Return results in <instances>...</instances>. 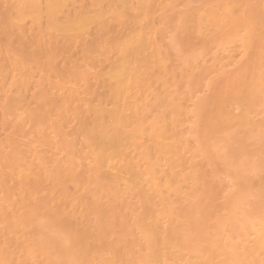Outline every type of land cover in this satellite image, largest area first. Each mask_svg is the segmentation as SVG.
<instances>
[{"label":"bare ground","instance_id":"bare-ground-1","mask_svg":"<svg viewBox=\"0 0 264 264\" xmlns=\"http://www.w3.org/2000/svg\"><path fill=\"white\" fill-rule=\"evenodd\" d=\"M4 1L0 264H264V0Z\"/></svg>","mask_w":264,"mask_h":264},{"label":"rangeland","instance_id":"rangeland-1","mask_svg":"<svg viewBox=\"0 0 264 264\" xmlns=\"http://www.w3.org/2000/svg\"><path fill=\"white\" fill-rule=\"evenodd\" d=\"M2 1V0H1ZM75 2L74 3H77V4H79L80 3V5H79V7L78 6H76V4H74V5H72L73 7L75 6L76 8H77V12L79 11H81V12H84L85 10H87V8L85 9V3H86V5H87V3H89V0H87L86 2L84 1V0H80L81 2L83 1V3L82 4H84L83 6H82V4H81V2L79 1H76V0H74ZM107 1H111L113 4H114V2L112 1V0H102V1H100L101 2V5H102V3H103V5L102 6H105V3L107 2ZM3 2H5L4 0L2 1V3ZM85 2V3H84ZM111 2H108V3H111ZM1 3V2H0ZM0 4V6L2 5V6H4V4H6V3H4V4ZM99 3V2H98ZM98 3H96L95 4V6L93 7V10H95V7H100V4H98ZM112 3L110 4V5H112ZM72 4V3H71ZM71 4L69 5V6H71ZM107 4V3H106ZM116 4V3H115ZM191 4V5H190ZM190 4H188L189 6H192V4H193V6H195L196 7V5L198 6V2H194V3H190ZM99 5V6H98ZM188 5H186L187 7H188ZM68 6V7H69ZM182 6H185V5H183L182 4ZM182 6H179V7H177V9H179L181 12L185 9L186 10V6L185 7H182ZM68 7H67V9H68ZM74 7V8H75ZM84 7V8H83ZM92 7H90V8H92ZM112 7H114V5H112ZM1 9H0V30H2V32L0 31V51H3L4 50V47H5V50H4V52L2 53V52H0V60L1 61H3V60H6L7 58H5L6 56L9 58H12V57H14L13 59H20V58H22V59H24V58H26L29 54H35V67H36V70H38V75H37V77L39 76V74H41V69H42V67H43V64H44V61H45V56H44V54H45V51L43 50V49H45L44 47H46V49H49V50H51L52 51V45L54 44V46H55V43H57V47L58 46H64V45H66L67 43H68V40L66 41V39H64L63 40V42L61 41V43H59L60 41H58V39L56 38L57 36H56V34L54 35V34H52V36H51V34H48V33H45L46 32V30L44 31V29L41 27L40 29H37V30H35V36L39 39V40H41V41H45V40H47V39H54V37L56 38V40L54 39V41H52L51 42V44L52 45H50L51 47H48V46H43V45H37V46H40V49L39 50H37L38 49V47L36 46V48L35 47H33L34 48V50H33V48H31L29 45H28V39H30V41H31V38L30 37H32V35H34L33 33H34V31H33V33H29V31H27L26 29V27H27V25H25V23L23 24L22 22V25H21V23L20 22H16V21H14L15 23V26H16V23H17V30H18V32H19V34L17 33V34H15V31H14V33L12 34V37L10 38V37H7L6 36V38L7 39H9V40H6L5 39V35H4V33H3V29H5L6 28V26H11L13 23L12 22H9V21H11L10 19H13V18H11V16L12 17H14V14L13 13H15V12H13V10L11 9V7L7 4V8H5V7H0ZM10 8V9H9ZM73 8V9H74ZM75 8V9H76ZM9 9V10H8ZM66 9V10H67ZM69 9H70V7H69ZM74 9V12L75 13H77L76 12V10ZM81 9V10H80ZM97 9V8H96ZM176 9V10H177ZM193 9V7L191 8H189V11H186V12H190L191 10ZM71 10V9H70ZM91 10V9H90ZM179 10H177L178 12H180ZM68 11V10H67ZM73 11V10H72ZM72 11H70L71 12V14L72 13H74V12H72ZM67 14V13H66ZM70 14V17L68 16V18H72V16L74 15H71ZM67 16L65 15V17L64 18H67ZM6 17H8V18H6ZM63 18V19H64ZM67 18V19H68ZM6 19H7V21H6ZM9 20V21H8ZM14 20V19H13ZM69 21V20H68ZM65 22H66V19H65ZM10 23V24H9ZM12 23V24H11ZM47 22H46V17H43L42 18V26L43 27H45V29H47V25H45ZM13 24V25H14ZM19 24V25H18ZM25 25V26H24ZM3 26V27H2ZM1 28H3V29H1ZM8 28V27H7ZM6 28V29H7ZM15 28V27H14ZM16 29V28H15ZM16 30V31H17ZM23 32V33H22ZM25 33V34H24ZM55 33V32H54ZM26 35V36H24L23 37V35ZM85 34H87V32L85 33ZM89 34V33H88ZM10 35V34H9ZM90 35V34H89ZM89 35H85V37L87 38H85L86 39V42H88V41H90V36ZM124 35V29H120L119 31H117V32H112V33H110V34H108V36H107V45H112L114 42H118V40H120L121 39V37ZM11 36V35H10ZM26 37V38H25ZM36 37H35V39H36ZM16 38V39H15ZM52 39V40H53ZM25 40V41H24ZM26 40H28V41H26ZM58 41V42H57ZM65 42V43H64ZM28 46H27V45ZM59 44V45H58ZM64 44V45H63ZM43 46V47H42ZM80 47V46H79ZM78 47V48H79ZM56 48V47H55ZM7 50V51H6ZM53 51H55L54 49H53ZM32 52V53H31ZM81 52H69L67 55L68 56H66V57H64V58H59L60 60H59V63L57 64V69H56V71H55V75H59V76H61V73L64 71V69L65 68H67V65H68V62H69V60L70 59H72V58H74V57H76V56H78L79 54H80ZM5 54V55H4ZM0 61V62H1ZM2 90V91H1ZM0 90V102L2 103V104H0V128H2L3 126H4V118H5V113L7 112V107H9V105H10V103L8 104V101L10 102V100L8 99V100H5L4 102H3V100L5 99V97H3L2 95H3V93L5 92V89H3V87H2V89ZM30 91H32V89L31 90H29V95H28V98H29V102H31V100H32V97H31V95H30ZM14 95V94H13ZM2 96V97H1ZM13 97V96H12ZM7 99V98H6Z\"/></svg>","mask_w":264,"mask_h":264}]
</instances>
